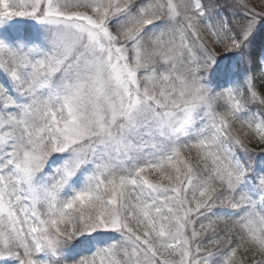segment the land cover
I'll use <instances>...</instances> for the list:
<instances>
[{"label": "snow or ice", "instance_id": "6c2138e0", "mask_svg": "<svg viewBox=\"0 0 264 264\" xmlns=\"http://www.w3.org/2000/svg\"><path fill=\"white\" fill-rule=\"evenodd\" d=\"M0 264H264V0H0Z\"/></svg>", "mask_w": 264, "mask_h": 264}]
</instances>
